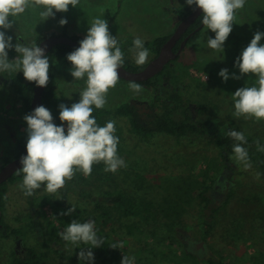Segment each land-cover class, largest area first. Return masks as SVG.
Segmentation results:
<instances>
[{
	"label": "rangeland",
	"instance_id": "374dc122",
	"mask_svg": "<svg viewBox=\"0 0 264 264\" xmlns=\"http://www.w3.org/2000/svg\"><path fill=\"white\" fill-rule=\"evenodd\" d=\"M184 7L193 6L187 5L185 0H80L77 7L70 5L67 12H60L62 17L56 13L54 18L46 21L40 17L41 6L29 7L24 13L13 17L15 24L6 31L13 37V44L19 37V43L31 47L33 41L38 45V37L48 34L71 37L77 34L85 38L95 18L105 19L110 33L117 38L124 59L138 66L134 52L130 51L134 39L139 37L143 41H151L170 35L183 18L181 9ZM61 18H66L68 23L61 26ZM257 30L264 32V0H246L244 8L236 12L233 31L225 41L223 53L207 47L208 37L214 38L215 33L203 26L196 39L188 42L171 63L173 74L169 85L177 88L182 105L190 106L192 113H195L196 104H209L210 113L219 122L264 141V119L257 121L254 117L237 118L233 115V93L256 83L254 75L246 74L241 79H234L231 74L240 75L239 68L235 66L236 59ZM260 43L264 44V38ZM147 49L149 57L146 63L157 54L154 49ZM18 55L14 48L8 50L10 60ZM54 65L58 96L68 102H79L80 92L86 88L87 77L74 80L70 71L72 67L63 58H56ZM224 68L230 74L226 82L219 75ZM10 72L18 76L23 73ZM131 82L139 83L119 78L116 86L109 89L103 107L110 111L107 122L115 121L119 137L117 152L124 159L126 167L112 173L104 170L105 165L94 176H85L80 172L85 180L79 179V171H76V177L74 175L73 179L67 180L65 186L55 194L47 193L42 186L34 195L25 196L19 187L22 179L7 182L5 194L8 200L1 225L8 226V229L5 228L7 231L12 228L21 230L23 247L19 253L23 254L25 246H30L40 250L49 264H89L78 257L80 248L87 250L85 245L69 244L63 239L60 242H46L34 225L33 220L38 217L53 233L64 230L65 224L55 218L58 208L54 202L57 200L80 208L79 217L94 220L95 226L102 221L99 214L104 209L109 211L107 225L103 232L97 231V235L109 237V245H121V249L114 248L119 251V258L114 264H121L125 255L134 257V264H212L211 260L218 261L220 258L224 264H264V168L250 163L251 167L246 169L235 157L231 159L236 166L234 184L230 194L219 202L221 207L211 218L213 227L209 234L197 212L196 199L187 207L182 218L164 216L161 209L176 193L185 196L196 194L201 185L208 181L207 176L217 178L223 172L225 159L214 143V134L188 133L180 137L159 134L145 137L134 132L129 118L115 112L118 106L132 102L140 109L144 105L149 108L154 103L155 111L165 115L176 102L165 91L158 93L153 87L141 83L143 90L135 94L129 88ZM203 83L207 87L203 88ZM26 114L8 72L0 73V167L4 158L15 153L27 139ZM257 173L260 174L259 179ZM68 183L74 189H67L65 195L63 191ZM125 187L137 200L152 202V212L124 216L119 207L106 200L109 191L116 193L117 189ZM96 198L102 207L99 211H91L89 207H94ZM98 226L101 228L100 224ZM189 236L197 241L205 239L208 252L197 251L196 257H188L183 243ZM18 239L14 235L4 237L0 234V264L10 261ZM94 257V264H111L103 262L98 252Z\"/></svg>",
	"mask_w": 264,
	"mask_h": 264
},
{
	"label": "clouds",
	"instance_id": "9594fccd",
	"mask_svg": "<svg viewBox=\"0 0 264 264\" xmlns=\"http://www.w3.org/2000/svg\"><path fill=\"white\" fill-rule=\"evenodd\" d=\"M189 6L202 9V24L215 33V37H208L207 47L224 52V44L233 31L236 12L244 8L246 0H185ZM80 0H0V73L23 71L25 79L35 82L37 86L47 87L49 83V59L45 55V48L33 41L32 46H25L17 42L13 44V37L6 30L13 27L10 17H17L29 7L41 6L42 21L54 18L57 12H67L69 6L77 7ZM60 25L68 23L61 18ZM264 32L257 30L254 38L243 49L236 59L235 66L240 75L231 74L234 79H241L244 75H254L256 83L252 87H241L233 93L237 118L241 116L254 117L257 121L264 119V44L260 41ZM80 46L67 55L71 62V75L74 80L86 79V88L80 92L79 102L70 107L64 103L59 105V119L61 124L54 122L51 111L40 105L31 113L24 116L27 122V155L22 156L20 172L23 173L22 183L19 185L25 196H32L42 186L49 194H55L65 186L67 180L73 179L76 171L85 176L92 173L94 163L103 162L106 172L116 173L121 167H126L123 158L118 155L119 137L115 135V121H108L105 126H99L92 116L93 106L102 109L106 104V96L110 88H114L119 81L118 68L124 64V54L118 47L116 36L109 31L107 20L95 18L87 31V35L79 42ZM15 49L19 54L10 60L8 50ZM130 51L134 52L135 63L144 65L149 57V49L144 47V41L136 37ZM222 59V58H221ZM219 75L226 82L230 78L227 68L221 69ZM207 78V77H206ZM129 88L135 94L143 89L136 82L129 83ZM64 122L67 124L65 130ZM234 141L242 142L233 145L235 159L250 168L248 152L243 144L247 139L243 132L229 130L223 133ZM257 150L264 151V145L256 141ZM259 179L260 174H256ZM75 206L62 212L61 215H72ZM58 235L73 245L81 243L90 245L80 248L78 257L81 261L94 262L91 249L101 247L105 243L103 237L97 235L95 221L88 220L80 223L72 220ZM112 248H120L117 243L110 244ZM134 257L125 255L121 264H134Z\"/></svg>",
	"mask_w": 264,
	"mask_h": 264
},
{
	"label": "trees",
	"instance_id": "16d2710c",
	"mask_svg": "<svg viewBox=\"0 0 264 264\" xmlns=\"http://www.w3.org/2000/svg\"><path fill=\"white\" fill-rule=\"evenodd\" d=\"M192 7H184L181 9L183 12V16L188 14L191 11ZM57 15L62 17L60 12H57ZM202 15L196 19L194 24H192L191 27L188 28L187 32L185 33L188 35L192 30H195L197 26L201 25L202 23ZM10 19L13 20L14 18L10 17ZM15 24V22H14ZM200 30L196 31L190 38V41H193L198 36ZM169 37V35L165 36H159L154 38L151 41H144V47L146 48H152L157 53L161 49L163 43L166 41V39ZM43 37H38V44L42 40ZM73 38L78 40L79 42L84 39L83 37L79 35H74ZM179 44H177L175 49H178ZM76 48L67 45V44H57L55 45L46 55L49 59V83L47 87L45 88L44 94H43V103L44 106L47 107L53 117L54 122L57 125H60L62 122L59 119V105L61 103L66 104L67 106H71L75 102H68L64 99H61L57 92H56V85L54 80V61L56 58H63L68 65L72 67V64L70 61L67 60V55L74 51ZM178 57V56H177ZM176 59V58H175ZM174 59V60H175ZM170 61L165 68L156 76L149 80L141 81L139 83L148 85L153 87L158 93H161L162 91H165L172 101L176 102V104L173 106V108L168 111L165 115L157 114L156 116H153L150 118L151 124L150 126L144 125L139 119H138V107L136 104L132 102L124 103L120 106H118L115 110V112L119 115L127 116L131 122V126L134 129V132L141 134L143 136H152V135H159V134H165V135H172V136H184L188 133H198L204 135L206 132V123L208 120L213 117L212 113H210V105L209 104H196V107L194 109L195 113L191 112L190 106H184L182 105V97L177 91V88L170 87L169 83L171 81V76L173 74V69L171 68V63L174 61ZM124 66L127 68H130L132 70H139L143 68L146 64L142 66H133L131 65L126 59H124ZM9 76L11 77V81L13 83V88L15 89V94L19 97L21 102L23 103L24 109L27 111V113H31L32 107H31V101L33 98L34 88H35V82H29L25 79L23 73L22 75L18 76L14 72H8ZM203 88L207 87L206 84H201ZM154 103H152L153 105ZM155 105V104H154ZM110 114L109 110H106L105 108L102 109H96L95 106H93V112L92 116L95 117L96 122L99 126H105L107 123V116ZM197 115V116H196ZM65 130H67V124L64 122ZM233 130V129H231ZM236 131H240L238 128L234 129ZM247 139V143L243 144L242 146L246 148L248 152L249 162L251 164L260 165L261 168H264V151H258L257 150V144L256 139L253 138L252 135H248L246 133H243ZM115 135L117 136L116 132ZM261 145H264L263 140H259ZM214 143L217 144L216 146L221 149V154L225 156V152L223 150L226 149V151H229V158L235 157L233 152V145L235 143H242L234 141L230 137H215ZM26 141H24L20 146L17 148V151L15 153L8 154L2 164L1 167L7 163L8 161L12 160L13 158L19 156L23 150L25 149ZM119 148V143H118ZM117 148V150H118ZM105 164L101 161L98 163H94L92 165V173L90 176H94L98 174L103 168ZM0 167V168H1ZM79 171V170H78ZM81 171L78 173V178L81 180H85L81 174ZM207 175V172H205ZM76 177V175H75ZM23 179V173L18 170L14 175H12L9 180L4 182L0 186V234L4 237H10L11 235H14L17 238L21 237V230L17 228H12L11 230L7 231L5 228L8 226L1 225L2 218L4 214V209L6 202L8 200V197L6 196V184L8 181H14L15 179ZM208 181L203 183L201 185L202 187L199 188V191H197L196 194H188L184 195L181 193H176V195L171 199L170 202L167 203L165 208L161 209L162 213L166 217L170 216H176V218H182L184 214L187 211V207L191 205L195 199L197 200V212L201 215L203 221L202 223L207 227L206 232L207 234L210 233L213 224L212 219L215 215V213L220 209L219 203H217V199L213 198L210 191L214 188V184L217 180V178H211L207 176ZM185 182V181H184ZM67 189H74L71 183H68L66 187L64 188L65 195ZM118 191L116 193H112L111 191L108 192V197L106 200L111 201L114 203L119 209H121V214L124 216H140L145 215L146 213H151L152 208L154 204L152 202H149V200L144 199H138L130 194L128 191V188H120L117 189ZM230 194V193H229ZM110 198V199H109ZM97 202L95 203L94 207H89L91 211H99L101 209V202H99V199H97ZM227 201V200H225ZM33 203V202H32ZM34 204V203H33ZM56 208H58V211L55 212V218L59 220L60 222H63L65 224V227L72 221L76 220L77 222L83 223L86 222V218H80L78 213L81 212L80 208L75 207V211L72 213V215H61L62 212L67 211V209L71 208L73 205L67 204L66 202L61 201H55L54 202ZM100 217H102V221L100 223L97 222V225L95 226L96 231H104V228L107 225V219L109 216V211L104 209L100 214ZM79 217L78 219H75L76 217ZM151 221H153V218H150ZM34 225L36 228L39 229V232L44 237V240L46 242H60L61 237L58 235V231L56 233H53L50 228L43 225L40 218L36 217L33 220ZM101 225V228H99L98 225ZM53 225V224H52ZM39 226V227H38ZM105 239V243L98 248L91 249L94 255H96V252H98V255L102 256V260L105 263H113L116 262L119 258V251L114 250V248L110 247L109 245V237L107 236H101ZM178 239V238H177ZM71 244L70 242H68ZM82 245H85L81 243ZM86 247H90V245H85ZM185 254L188 257H196L195 253L191 252L187 248V243L184 241L183 243ZM43 253L38 250L35 247L25 246V251L23 254L19 253L18 250H14L11 252V258L10 261L7 264H41L43 261ZM212 264H224L222 259L220 258L218 261L211 260Z\"/></svg>",
	"mask_w": 264,
	"mask_h": 264
},
{
	"label": "water",
	"instance_id": "95a60500",
	"mask_svg": "<svg viewBox=\"0 0 264 264\" xmlns=\"http://www.w3.org/2000/svg\"><path fill=\"white\" fill-rule=\"evenodd\" d=\"M203 15L202 9L196 8L194 10V6L191 11L184 15L183 18L177 24L175 30L169 35L166 41L163 43L159 52L153 57L146 65L139 70H132L127 68L126 66H122L118 68V73L120 74V78L128 80V81H145L153 78L157 74H159L165 66L177 56L181 54L184 50L186 44L190 40L191 36L199 31L203 24L197 26L195 30L186 35L180 42V46L177 50L174 49L177 42L181 39L182 35L185 31L195 22V20ZM67 44L74 48H78L80 46L79 41L75 38L65 35V34H48L42 38L38 45L45 48V55L57 44ZM46 87H40L35 85L33 98L31 101L32 110L36 107L43 105V94ZM27 143V139H26ZM27 155L26 145L23 152L13 158L12 160L5 163L0 168V186L9 180V178L14 175L22 165L20 164V160L22 156ZM17 242H22V239L19 238ZM94 264V263H93Z\"/></svg>",
	"mask_w": 264,
	"mask_h": 264
},
{
	"label": "flooded vegetation",
	"instance_id": "af4514ba",
	"mask_svg": "<svg viewBox=\"0 0 264 264\" xmlns=\"http://www.w3.org/2000/svg\"><path fill=\"white\" fill-rule=\"evenodd\" d=\"M196 21V20H195ZM194 24V23H193ZM192 26V25H191ZM190 26V27H191ZM188 30V29H187ZM185 31V33L187 32ZM193 31V30H192ZM183 34L181 39L177 42L180 46L181 40L186 36V34ZM176 44V46H177ZM174 47V49L176 48ZM179 48V47H178ZM177 50V49H175ZM138 119L146 126H150L151 120L153 116H156L158 113L155 111V107L152 105L149 108H146L145 105L142 106L140 109H138ZM231 130L230 126H226L225 124L219 122V120L216 117H211L208 122L206 123V133L214 134L215 137L225 136L223 133ZM205 133V134H206ZM225 152V156L222 155V157L225 159V165L223 172L218 175L217 180L214 184V188L210 191L213 198L217 199V203H219L221 200H224L228 194L231 191V188L234 184V172H235V164L233 165L231 162L232 158H229V151L223 150ZM222 152V151H221ZM39 227V226H38ZM187 248L189 251L195 253L197 251L202 252H208L207 247H205V239L195 240L193 237H187L186 241ZM23 247L22 242L16 241V250L19 251V249Z\"/></svg>",
	"mask_w": 264,
	"mask_h": 264
},
{
	"label": "crops",
	"instance_id": "0c3cea01",
	"mask_svg": "<svg viewBox=\"0 0 264 264\" xmlns=\"http://www.w3.org/2000/svg\"><path fill=\"white\" fill-rule=\"evenodd\" d=\"M77 35V34H76ZM79 36H81V37H83L84 38V36L83 35H79ZM41 264H49L48 262H46L45 260H44V258H43V261H42V263Z\"/></svg>",
	"mask_w": 264,
	"mask_h": 264
}]
</instances>
